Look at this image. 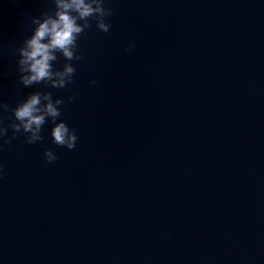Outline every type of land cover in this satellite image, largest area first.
I'll list each match as a JSON object with an SVG mask.
<instances>
[{
  "label": "water",
  "instance_id": "95a60500",
  "mask_svg": "<svg viewBox=\"0 0 264 264\" xmlns=\"http://www.w3.org/2000/svg\"><path fill=\"white\" fill-rule=\"evenodd\" d=\"M105 6L74 83L26 88L14 50L54 4L0 0V100L50 91L78 137L0 149V264H264V0Z\"/></svg>",
  "mask_w": 264,
  "mask_h": 264
},
{
  "label": "clouds",
  "instance_id": "9594fccd",
  "mask_svg": "<svg viewBox=\"0 0 264 264\" xmlns=\"http://www.w3.org/2000/svg\"><path fill=\"white\" fill-rule=\"evenodd\" d=\"M107 0H52L54 11L44 12L41 17H33L35 25L30 37L23 40L22 45L14 50L18 56L16 61L19 73L18 83L23 87L44 84L51 89H63L74 83L75 67L72 61H79L78 39L87 29L95 27L107 33L111 25L107 19L113 15V9L105 6ZM129 44L125 51H131ZM61 57L66 61L62 68L54 67ZM95 85L96 81H91ZM74 97H69L73 100ZM65 104L62 98L53 99L50 91H35L27 95L15 107L0 100V139L7 137L11 129L13 135L3 139L4 144H11L18 134L25 135V143L33 145L43 142L42 129L50 119L53 123L50 135L53 143L72 150L76 147L78 137L75 130L63 120L61 106ZM11 113L5 124L4 113ZM48 163L58 159L51 149L44 151Z\"/></svg>",
  "mask_w": 264,
  "mask_h": 264
}]
</instances>
